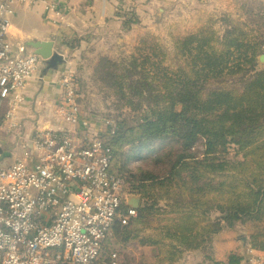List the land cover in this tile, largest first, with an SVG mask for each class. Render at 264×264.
I'll return each instance as SVG.
<instances>
[{
  "label": "trees",
  "instance_id": "trees-1",
  "mask_svg": "<svg viewBox=\"0 0 264 264\" xmlns=\"http://www.w3.org/2000/svg\"><path fill=\"white\" fill-rule=\"evenodd\" d=\"M239 4L247 19L224 16L223 32L202 28L172 52L147 35L128 55L99 58L90 74L79 68L80 95L92 83L108 90L117 113L130 111L109 140L111 173L141 198L97 264L130 247L150 249L151 264L197 252L199 264H250L239 252L216 258L215 238L240 227L246 253H264V4ZM124 20L127 30L141 22L130 11Z\"/></svg>",
  "mask_w": 264,
  "mask_h": 264
},
{
  "label": "built area",
  "instance_id": "built-area-1",
  "mask_svg": "<svg viewBox=\"0 0 264 264\" xmlns=\"http://www.w3.org/2000/svg\"><path fill=\"white\" fill-rule=\"evenodd\" d=\"M60 1L68 0H0V264H97L112 228L137 216L127 206L125 181L111 173L116 125L92 130L74 72L59 83L58 126L25 134L29 126L18 111L43 59L13 40L8 17L17 6L59 13ZM11 136L28 152L14 162L2 152ZM105 264L126 263L115 252Z\"/></svg>",
  "mask_w": 264,
  "mask_h": 264
},
{
  "label": "crops",
  "instance_id": "crops-1",
  "mask_svg": "<svg viewBox=\"0 0 264 264\" xmlns=\"http://www.w3.org/2000/svg\"><path fill=\"white\" fill-rule=\"evenodd\" d=\"M200 1L68 0L60 1L59 13H49L43 6L32 10L14 7L9 15V33L13 40L25 44L53 42L55 50L62 56V63L55 68H52L51 62L43 60L28 84L25 103L18 111L21 119L25 120L29 126L25 134L30 133L34 127L58 126L55 108L62 98L59 83L64 75L72 72L78 75L79 68L87 70L89 67L93 68L97 60L102 57H118L132 53L139 39L146 33H152L154 27L151 21L167 20L169 17L167 4L185 3L187 5L178 8L186 10L190 9L191 4H199ZM128 3H133L135 11ZM129 9L139 17L141 22L140 25H133L127 30L124 26V15ZM160 10L163 11L161 14ZM70 45L75 49L71 50ZM90 73L89 71L88 74ZM83 114L88 115L84 109ZM94 125H96L95 120H93L92 130L96 131ZM16 146V144H10L6 150L2 149L4 156L10 162H14L19 157V154L14 152ZM227 231L225 230L215 238V253L218 261H224L231 252L244 255L247 263L259 259L264 261V253H257L255 258H250L244 245L233 236V231H228L232 242L226 238ZM149 261L153 262L152 259ZM202 262L203 256L197 252L186 255L179 264Z\"/></svg>",
  "mask_w": 264,
  "mask_h": 264
},
{
  "label": "rangeland",
  "instance_id": "rangeland-1",
  "mask_svg": "<svg viewBox=\"0 0 264 264\" xmlns=\"http://www.w3.org/2000/svg\"><path fill=\"white\" fill-rule=\"evenodd\" d=\"M240 1L241 0H211V2H209V0H201L199 4H191L192 6L190 7V9L186 10L184 8H178L187 5L185 3L176 2L167 4V8L169 9V17L167 18V20L164 21V19H161L157 20V22L151 21V23H153L154 29L152 33H146L143 37L147 35L153 36L162 47H164L168 52H172L174 50L175 43L179 38H182L189 34L197 33L202 28L210 26L219 32H223L221 20L226 15H230L235 18V20L237 19L240 22H244L247 17L242 15L240 9L243 13L247 10L246 7H243V4L241 6L239 4L238 6V2ZM253 2L255 3V6H258L259 3L264 4V0H253ZM128 4L132 6L133 11H135L132 5L133 3ZM129 11L134 13L131 9H129L127 12ZM162 12L163 11L160 10L159 13L161 14ZM256 29L257 26H255L254 30ZM259 66L261 70L264 69L263 64L260 65L259 63ZM91 69L93 68L89 67L88 70H85L87 73H89V71H92ZM78 76L79 74L76 75V78ZM107 92L108 90H106L105 88H101L100 86L89 83V85L86 86V94H81L80 103L84 111H87V117L92 121V116H96L97 118L99 117L101 119L100 122L96 121V125H94L95 130L97 129L96 131L98 132L108 131L107 127L105 126V123L107 121H114L117 130L118 117L127 119V116L130 114V111L127 109L123 110L121 113H117L114 104L115 101L113 102L110 99V96L106 97ZM134 117L135 116L133 115L132 118H130L131 122L133 121ZM4 139L6 140V144L4 146L5 149H7L10 144H16L17 148H15L14 152H17L20 157H24V155L28 153L20 146V142L16 138V136L5 137ZM233 232V236H235L238 242H240L239 240L242 238V236L249 234L248 230L241 227ZM225 236L232 242L231 234L228 231L226 232ZM142 249L143 248L137 249L134 247H130L121 251H117L116 253L120 255L122 261L126 264H151L149 261L150 259H152L153 261L151 250L148 249L150 250L148 251Z\"/></svg>",
  "mask_w": 264,
  "mask_h": 264
},
{
  "label": "water",
  "instance_id": "water-1",
  "mask_svg": "<svg viewBox=\"0 0 264 264\" xmlns=\"http://www.w3.org/2000/svg\"><path fill=\"white\" fill-rule=\"evenodd\" d=\"M27 47L32 49L35 55L41 57L44 61L51 62L54 65L57 62L62 61V56L55 50V44L53 42H30ZM260 65H264V55L259 59ZM93 120L100 122L101 119L96 116H92ZM141 198L138 196H130L127 202V206L135 211L140 209Z\"/></svg>",
  "mask_w": 264,
  "mask_h": 264
}]
</instances>
